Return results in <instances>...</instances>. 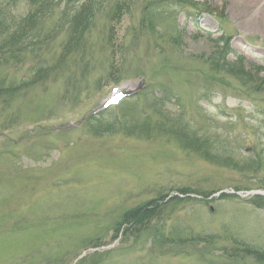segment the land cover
I'll use <instances>...</instances> for the list:
<instances>
[{
  "label": "rangeland",
  "instance_id": "obj_1",
  "mask_svg": "<svg viewBox=\"0 0 264 264\" xmlns=\"http://www.w3.org/2000/svg\"><path fill=\"white\" fill-rule=\"evenodd\" d=\"M172 1L154 34L139 25L141 0L119 22L99 14L84 54L35 82L39 61L58 67L68 42L70 8L59 1L38 27L36 51L0 64V264H264L255 259L264 253V208L251 204L264 171L206 159L163 119L190 122L238 156L264 150V92L200 58L224 36L229 58L244 57L264 77V0H195L213 10L201 15ZM11 5L27 12V0ZM174 23L176 46L164 34ZM119 89L135 94L101 123L89 120ZM155 199L163 208L150 230L117 228Z\"/></svg>",
  "mask_w": 264,
  "mask_h": 264
},
{
  "label": "trees",
  "instance_id": "obj_2",
  "mask_svg": "<svg viewBox=\"0 0 264 264\" xmlns=\"http://www.w3.org/2000/svg\"><path fill=\"white\" fill-rule=\"evenodd\" d=\"M59 1L70 8L69 11H67L70 30L68 42L63 45L58 55L59 59L57 63H55V66L60 68L51 67L46 70V68H44L45 62L39 61L38 66L34 68L31 76L32 80L37 79L35 82H38V78H42V76L44 74L46 75L50 70L53 71L56 68H63L66 60H69L74 53L84 54L83 52L87 47L85 45L86 34L99 14L105 12L107 13V18L111 21L119 22L122 16L129 12L137 0H27V12L21 16L14 14L13 10H11L13 6L11 4L16 2V0H0V64H20L26 52L29 51L28 53H34L36 51L35 47L38 43L34 44L33 42H37L35 35L39 32L38 27L43 20L51 15ZM141 1H143V5L139 25H141L143 29L154 34L160 27V23L163 22V18L166 19L172 15H169L168 12L165 11L166 6L163 3H165L166 0ZM171 5L174 7L183 6L184 10L196 12L198 15L203 13L213 14L212 8L206 2L173 0ZM221 18H223L222 15ZM172 28L173 32L171 34L168 32L169 30H164V34L167 35V37L171 39L172 44L176 46L180 38H182V33L177 29L175 23L170 27V29ZM215 42L217 45L216 50L209 53L207 56L201 55V60L203 59L212 70L233 77L240 82L243 87L254 92H264V77H261L263 68L255 64L248 65L245 58L240 55L233 57V59L229 58L232 52L230 49V40L226 39V37L221 36ZM125 104L126 103H122L120 107H124ZM102 115L103 114L96 117L95 124L103 121L101 117H104V115ZM163 119H166L170 125L168 132L172 134L174 138L177 137L182 146L188 149H198L200 155L206 159L216 160L217 163L219 160L220 162L218 164L221 166L240 172L257 173L262 170L264 171V150H262L263 152L261 151L260 154L256 152L253 155L238 156L235 152L231 153V148L228 149V147H226L228 144L226 143L227 141H214L207 133L201 134L200 131L191 127V125H189L190 122H183L175 119L171 120L165 116H163ZM144 126L148 127L149 122ZM161 127L163 128L162 132L165 133L167 129L160 122L155 124L154 128H156L157 131L161 129ZM214 145H217V147ZM180 193L190 192L181 191ZM162 200L163 199H161V201ZM173 201L180 202L177 197H174ZM159 202L160 201L157 199L151 200L134 210L126 212L122 221L117 224V226L119 225L117 228L124 226L126 232L132 231L138 234L150 230L149 223L152 218L156 217L157 208L160 207V210L163 208L161 206L163 203L159 204ZM251 204L256 208H264V197L259 195L254 196ZM255 251L258 252V256L256 255L255 259L259 262H264V253L257 249Z\"/></svg>",
  "mask_w": 264,
  "mask_h": 264
},
{
  "label": "water",
  "instance_id": "obj_3",
  "mask_svg": "<svg viewBox=\"0 0 264 264\" xmlns=\"http://www.w3.org/2000/svg\"><path fill=\"white\" fill-rule=\"evenodd\" d=\"M253 193L259 194V195H264V192L262 191H254Z\"/></svg>",
  "mask_w": 264,
  "mask_h": 264
},
{
  "label": "bare ground",
  "instance_id": "obj_4",
  "mask_svg": "<svg viewBox=\"0 0 264 264\" xmlns=\"http://www.w3.org/2000/svg\"><path fill=\"white\" fill-rule=\"evenodd\" d=\"M253 2V1H252Z\"/></svg>",
  "mask_w": 264,
  "mask_h": 264
}]
</instances>
